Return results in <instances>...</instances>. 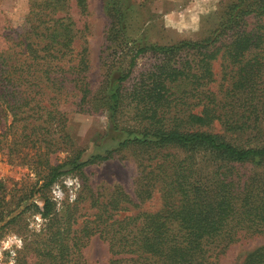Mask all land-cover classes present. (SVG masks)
<instances>
[{"label":"trees","instance_id":"trees-1","mask_svg":"<svg viewBox=\"0 0 264 264\" xmlns=\"http://www.w3.org/2000/svg\"><path fill=\"white\" fill-rule=\"evenodd\" d=\"M67 2L28 0L23 31L13 43L17 58H4L0 67V103L12 117L8 129H14L19 108L14 93L23 94L24 88H18L24 84L32 86L34 97L42 89L59 94L69 83L81 104L89 102L85 49L75 55L74 66L64 68L75 35L64 17L54 15ZM73 2L85 13V0ZM119 3L108 0L105 50L114 44L112 53L119 58L112 66L102 57L99 105L112 131L119 133L116 147L58 166L45 163L42 189L62 175L80 174L89 164L134 149L140 152L134 161L136 201L155 192L161 207L136 211L137 203L114 190L106 200L90 198L94 212L75 228L81 217L76 204L67 205L57 221L54 204L38 190L41 209L32 207L46 227L40 254L52 264H73L85 242L96 236L106 246V264H220L232 245L264 238V0H232L205 38L169 46L128 45ZM145 55L155 58L154 65L131 80L135 61ZM216 62L218 73L212 67ZM124 103L138 120L135 130L116 128ZM34 107L52 120V132L61 126L60 113L51 106L37 102ZM214 125L222 135L210 132ZM241 137L244 143L235 144ZM239 264H264V243Z\"/></svg>","mask_w":264,"mask_h":264},{"label":"rangeland","instance_id":"rangeland-1","mask_svg":"<svg viewBox=\"0 0 264 264\" xmlns=\"http://www.w3.org/2000/svg\"><path fill=\"white\" fill-rule=\"evenodd\" d=\"M231 1L119 0V7L125 14V42L130 46H169L180 41H199L214 28L224 6ZM85 3V13L81 14L73 0H68L54 17H64L63 23L70 26L75 35L70 44L72 58L65 63L64 68L74 66L75 55L85 49L89 102L81 104L79 92L69 83L59 94L50 89H42L41 95L34 97L32 86L24 84L18 88H24L23 94L15 96L14 93V102L19 107L14 110V129H8L12 117L3 110L4 106L0 103V109L4 113L0 117V264H52L40 254L45 247L41 239L45 236L46 227L44 220L32 207L35 205L41 209L42 200L38 190H42L54 204L53 212L57 221L67 205L76 204V213L81 217L76 219L75 228L83 218L94 212L89 205L90 198L106 200L115 190L123 192L137 203L133 186L136 173L134 161L140 156V152L134 149H124L105 161L89 164L80 170V174L62 175L48 189H42L47 177L45 163L48 166H58L75 157L103 153L105 149L116 147L119 137L118 132L112 131L106 113L99 109L105 69L102 57L107 56L106 59L112 66L117 65L116 58H119L112 53L114 44L105 50L109 45L105 41L110 23L108 0H85ZM27 9L28 0H0L2 68L6 64L4 58H17L12 54L13 43L23 31ZM154 59L150 55L139 57L130 79L134 80L140 73L149 70L155 63ZM125 66L123 64V68ZM212 67L218 73L217 62ZM65 75L69 79L72 71L65 72ZM37 102L45 107L51 106L60 113L61 126L58 129L53 132L51 128L48 129V123L53 122L49 121L50 118L44 115L43 110L34 107ZM130 109L127 103L123 104L115 120L117 129L135 130L139 127L138 120ZM29 124L35 128L31 130ZM210 132L222 135L216 125ZM244 139L245 137H241V141L234 143L241 145ZM137 204L136 211L140 212H155L161 207L159 195L155 192L148 200ZM132 213L135 211H131ZM10 220L14 221L10 223ZM263 243L264 238H259L232 245L219 258V263L239 264L247 253ZM80 245L77 242L76 247L79 248ZM47 249L45 248L46 251ZM79 251L80 256L71 263L106 264V246L96 236H91Z\"/></svg>","mask_w":264,"mask_h":264}]
</instances>
